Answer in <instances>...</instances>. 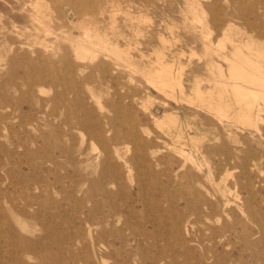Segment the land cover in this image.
<instances>
[{
  "label": "rangeland",
  "instance_id": "obj_1",
  "mask_svg": "<svg viewBox=\"0 0 264 264\" xmlns=\"http://www.w3.org/2000/svg\"><path fill=\"white\" fill-rule=\"evenodd\" d=\"M82 25L131 66L79 58L65 38ZM263 40L264 0H0V264H264V93L229 84L230 61L264 80ZM161 66L183 94L149 81Z\"/></svg>",
  "mask_w": 264,
  "mask_h": 264
},
{
  "label": "bare ground",
  "instance_id": "obj_2",
  "mask_svg": "<svg viewBox=\"0 0 264 264\" xmlns=\"http://www.w3.org/2000/svg\"><path fill=\"white\" fill-rule=\"evenodd\" d=\"M41 1V0H39ZM35 3H37V1H35ZM35 5V4H34ZM39 5V4H38ZM201 5V4H200ZM41 6V5H40ZM42 7V6H41ZM39 8V7H38ZM191 8V7H190ZM131 9V8H130ZM203 10V9H202ZM39 11H37L38 13ZM72 12V11H70ZM118 12V11H117ZM115 13V12H114ZM113 13V14H114ZM202 13V12H201ZM69 14V13H68ZM206 14V13H205ZM204 15V14H203ZM76 16V15H75ZM116 16V15H115ZM114 16V17H115ZM254 16L256 17L257 15L254 14ZM141 17V16H140ZM198 17V16H197ZM204 17V16H203ZM32 18H35V20L39 21V16H32ZM202 18V17H201ZM113 19V18H112ZM204 19V18H203ZM34 20V21H35ZM110 21V20H109ZM146 21V20H144ZM143 21V22H144ZM204 21V20H203ZM207 23V21H205ZM38 23V22H37ZM146 23V22H145ZM144 23V24H145ZM77 24V22H76ZM80 24V23H79ZM96 24V23H95ZM141 24V23H140ZM74 25V24H73ZM206 25V24H205ZM43 26V25H42ZM169 26V25H168ZM203 26V25H202ZM228 26V25H227ZM44 27V26H43ZM94 27V25H93ZM45 28V27H44ZM76 28V27H75ZM203 28V27H202ZM208 29L207 27H204L203 29ZM232 28V27H231ZM205 29V30H206ZM210 29V28H209ZM225 29V28H224ZM211 30V29H210ZM209 30V31H210ZM231 30V29H230ZM50 31L47 29L46 27V32ZM82 31V32H81ZM95 31V30H94ZM45 32V34H46ZM137 32V31H136ZM207 33V31H205ZM51 33V32H49ZM48 33V34H49ZM104 33V32H103ZM102 33V34H103ZM213 33V31H212ZM52 34V33H51ZM54 34V33H53ZM210 34L211 33H207V35L210 38ZM223 34V33H222ZM105 35V34H103ZM138 35V34H137ZM68 38H65L68 40L69 45L71 47V49L75 52V54H77V56L80 58L81 54H88L90 52H94V48H101V50L106 51V52H110L112 53L116 59L123 61L125 64H127L128 66H131V64L128 62V55H127V51L121 49L118 45H111L109 46L108 43H106V41H104L98 34L94 33L93 30L86 25H82L80 26V29H72L70 31V33L67 35ZM57 37V36H56ZM110 37V36H109ZM215 37V36H214ZM159 38V37H158ZM161 38V37H160ZM208 38V37H207ZM222 38V37H221ZM221 38H219L221 40ZM218 40V39H217ZM66 41V40H64ZM161 41V40H160ZM223 40H221L220 42H222ZM264 41V40H263ZM169 42V41H168ZM211 42V41H210ZM219 42V40L216 42ZM224 43V42H223ZM243 43V42H242ZM213 44V43H212ZM219 44V43H218ZM264 44V43H263ZM262 44V45H263ZM51 45V44H50ZM135 45V44H134ZM133 45V46H134ZM52 46V45H51ZM127 46V44H126ZM129 46V45H128ZM171 45H169L170 48ZM212 46V45H211ZM53 47V46H52ZM51 47V48H52ZM125 47V46H124ZM130 50L131 46H129ZM165 47V45H164ZM225 47V46H224ZM50 48V49H51ZM245 49V48H244ZM243 50V49H242ZM100 51V50H99ZM133 51V50H132ZM97 53L96 51L94 52V54ZM130 53V52H129ZM237 53V51H236ZM264 53V52H263ZM100 54V53H98ZM239 54V52L237 53ZM254 54V53H253ZM107 56V55H106ZM226 56V55H225ZM76 57V58H78ZM108 57V56H107ZM78 58V59H79ZM96 59V58H95ZM66 57L63 55L61 56V63H66ZM148 60V59H147ZM252 60V59H251ZM227 61V58H226ZM230 76H231V80L230 77L228 78L229 84L233 79L232 82H234L232 85H230L231 90L236 94V97L239 98V100H246L250 97H257L260 93H264V80L262 79L260 82H255L254 77L249 78L250 76V72H248L247 70H245L244 67H241L239 64H237V62L235 61H230ZM245 63L249 64L250 62L247 60L245 61ZM246 65V64H245ZM246 67V66H245ZM261 69V68H260ZM150 72V71H149ZM148 72V73H149ZM152 72V71H151ZM154 73V72H153ZM262 74H264V71H262ZM150 75V74H149ZM225 76V75H224ZM49 77L51 78L50 81L53 85H59V86H63L61 84V80L59 78L56 77H52L51 75H49ZM130 78V77H129ZM259 79V78H258ZM43 80V77L40 75L39 72L35 71V77H34V81L36 83H39ZM149 81L152 83H155L156 85H160L161 88H165V87H169L171 89V91H173L176 87L179 89L180 94H183V88L182 85L180 83V80L178 78H175L172 74H171V67L170 66H161L160 70L157 71L154 75L152 74L151 76H149ZM227 81V80H226ZM219 83V82H217ZM224 83V82H223ZM227 84V83H226ZM246 84V85H244ZM176 86V87H175ZM221 86V85H219ZM225 90H227V87L224 86ZM259 88V89H258ZM41 90V89H40ZM43 91V90H42ZM41 92V91H40ZM39 92V93H40ZM46 94V93H45ZM71 95V98L69 99L68 96ZM216 96V98H215ZM58 98L63 99L68 101V99L72 102V104L74 105H78L79 110L82 111L83 113L86 111V107L85 105L81 102V96L75 91V90H69L67 88H62L61 92L59 93ZM196 98L197 100L201 103L204 104L208 107V109L211 110H215L220 112L223 108H228L229 105L226 104L223 101L224 98V94L222 92H219L217 94H215L214 92H208L206 95L204 93H201L199 90H196ZM216 99V101H215ZM54 102V101H53ZM196 102V101H195ZM198 102V104H199ZM258 102V101H257ZM80 103V104H79ZM177 103V102H176ZM182 103V102H181ZM248 105V110L246 113H244V118L250 122L251 121V106L250 104ZM260 106V105H259ZM48 107V106H47ZM157 108V107H156ZM161 110V108H160ZM55 110L53 109V111L51 112L52 114H54ZM214 111V112H215ZM230 117V116H229ZM86 115L84 114L82 116L81 119H79V125L81 126L82 129H87L90 131V133L92 135H99L101 137H103L105 134H116V131L114 128L109 127L107 128L106 126H102L103 124H101L100 122L96 121H88L86 119ZM86 119V120H85ZM226 119V118H225ZM260 119V118H259ZM257 120V119H256ZM177 119L172 116L169 113H166L162 118L158 119L156 121V124L158 126L161 127H165L171 124H176ZM64 123H66L64 121ZM143 128V127H142ZM146 128V127H144ZM256 128V127H255ZM254 128V129H255ZM146 130V129H145ZM256 130V129H255ZM257 130H259L257 128ZM256 130V131H257ZM150 133V131H149ZM148 133V134H149ZM259 133V132H258ZM180 137V136H179ZM98 150V149H97ZM177 153L179 154V156L183 159L184 164L187 161H191L192 158L190 156V154H187L182 148H180ZM207 164V163H206ZM183 168V167H182ZM232 172V171H231ZM227 172V175L231 174ZM226 174V173H225ZM262 174V173H261ZM232 175V174H231ZM229 175V177L231 176ZM213 178V177H212ZM233 179V178H232ZM214 180V179H213ZM218 183V182H217ZM219 185V184H218ZM230 191V190H229ZM209 194V193H208ZM213 197V196H212ZM67 201V200H66ZM207 205V204H205ZM218 207V206H217ZM208 208V206L206 207ZM240 210V209H239ZM248 215V214H247ZM246 215V216H247ZM220 220V219H219ZM226 233V232H225ZM212 241V240H211Z\"/></svg>",
  "mask_w": 264,
  "mask_h": 264
}]
</instances>
